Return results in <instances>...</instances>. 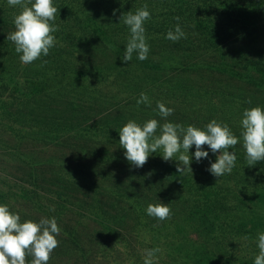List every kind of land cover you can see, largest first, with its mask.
I'll return each instance as SVG.
<instances>
[{
  "label": "trees",
  "instance_id": "16d2710c",
  "mask_svg": "<svg viewBox=\"0 0 264 264\" xmlns=\"http://www.w3.org/2000/svg\"><path fill=\"white\" fill-rule=\"evenodd\" d=\"M145 4L148 58L134 53L125 63L130 31L120 19ZM53 6L57 42L26 65L7 40L21 8L0 0V204L21 222L56 218L62 231L48 264H106L117 243L133 264L153 248L162 250L158 264H254L264 232V161L249 167L240 137L244 110L264 109V0ZM177 23L186 38L173 42L165 37ZM141 93L150 106L137 105ZM157 102L174 109L167 120ZM150 119L200 129L226 123L240 138L229 149L237 156L231 174L207 170L217 155L207 145L199 163L189 149L192 173H178V161H164L162 150L132 166L119 131ZM161 202L171 210L164 221L146 212Z\"/></svg>",
  "mask_w": 264,
  "mask_h": 264
},
{
  "label": "clouds",
  "instance_id": "9594fccd",
  "mask_svg": "<svg viewBox=\"0 0 264 264\" xmlns=\"http://www.w3.org/2000/svg\"><path fill=\"white\" fill-rule=\"evenodd\" d=\"M9 6H20L21 11L14 17L15 31L7 35V40L15 44V52L20 55L23 64H31L42 56H48L50 49L56 44L53 33L57 32L55 24L57 7L53 0H7ZM115 14V11L114 13ZM151 19L148 5L123 14L120 21L128 26L130 36L125 46L123 62L132 60L133 54L140 61L148 58L150 46L146 39L144 24ZM179 21V17L175 18ZM166 39L178 42L186 38V33L179 23L174 30H169ZM47 63L46 60L43 61ZM147 104L150 101L145 93L140 94L137 105ZM248 103H251L249 100ZM158 114L167 120L174 109L166 107L164 103L157 102ZM243 147L246 152L247 165L254 166L257 162L264 161V109L260 106L245 109L241 119ZM159 128V135H156ZM119 144L125 149L124 156L134 167H143L150 154L162 150L164 161L176 160L177 172L190 171L192 156L189 149L194 145V158L196 162L206 159L209 152L204 150L205 145L216 155L215 162H210L207 169L213 176L220 178L231 174L235 167L237 156L229 151L234 148L239 139L230 130L226 123L213 119L204 129L193 125L187 127L165 122L162 125L156 119L146 121L142 126L134 120H129L119 131ZM179 154V155H177ZM175 157V159H174ZM54 211V209H51ZM147 215L164 221L170 218L171 210L167 204H149ZM62 229L58 227L55 217L42 218L40 221L31 220L21 222L20 215L9 210L6 204H0V264H25L26 256L33 257L31 264H48L51 253L59 246L57 236ZM245 240L248 237H244ZM257 246L259 254L255 257L254 264H264V232L258 233ZM160 248L145 249L143 264H158L157 253Z\"/></svg>",
  "mask_w": 264,
  "mask_h": 264
},
{
  "label": "rangeland",
  "instance_id": "374dc122",
  "mask_svg": "<svg viewBox=\"0 0 264 264\" xmlns=\"http://www.w3.org/2000/svg\"><path fill=\"white\" fill-rule=\"evenodd\" d=\"M18 190L19 188L15 189V192H17ZM114 248L117 250L116 251L111 250L110 259L106 264H133L132 262L133 259H129L126 257V253L119 245V243H117V245H115Z\"/></svg>",
  "mask_w": 264,
  "mask_h": 264
}]
</instances>
